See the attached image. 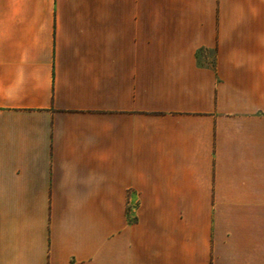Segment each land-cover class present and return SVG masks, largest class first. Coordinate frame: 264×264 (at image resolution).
<instances>
[{
  "label": "crops",
  "instance_id": "1",
  "mask_svg": "<svg viewBox=\"0 0 264 264\" xmlns=\"http://www.w3.org/2000/svg\"><path fill=\"white\" fill-rule=\"evenodd\" d=\"M0 264H264V0H0Z\"/></svg>",
  "mask_w": 264,
  "mask_h": 264
}]
</instances>
